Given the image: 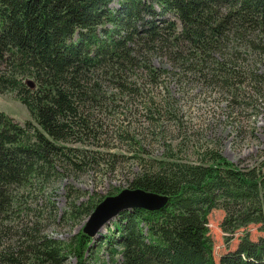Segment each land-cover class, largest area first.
I'll return each mask as SVG.
<instances>
[{
    "label": "trees",
    "instance_id": "1",
    "mask_svg": "<svg viewBox=\"0 0 264 264\" xmlns=\"http://www.w3.org/2000/svg\"><path fill=\"white\" fill-rule=\"evenodd\" d=\"M111 2L0 0V93L13 92L31 118L21 125L0 110V226L21 208L19 190L48 179L54 163L80 169L88 162L70 144L90 135L86 110L111 99L103 84L123 91L138 70L157 83L172 70L153 66L157 55L234 89L245 79L230 59L234 49L264 42V0H118L116 8ZM246 76L264 81L263 71ZM128 187L169 201L153 211L120 212L114 229L97 240L82 231L68 242L30 236L27 247L2 251L0 264H61L68 253L76 264L88 258L96 264L101 249L121 264H264V237L241 232L264 225L263 164L240 167L217 147L194 161L168 149ZM100 200H89L80 213L89 214ZM213 209L224 213L225 245L241 232L217 263L207 227Z\"/></svg>",
    "mask_w": 264,
    "mask_h": 264
},
{
    "label": "rangeland",
    "instance_id": "2",
    "mask_svg": "<svg viewBox=\"0 0 264 264\" xmlns=\"http://www.w3.org/2000/svg\"><path fill=\"white\" fill-rule=\"evenodd\" d=\"M109 6L118 7V0ZM255 41L254 49L245 52L237 47L230 56L245 77L234 89H225L222 81H210L191 70H179L157 55L151 60L153 66L172 69L157 83L138 70L130 78L135 84L128 89L103 84L111 99L98 109L86 110L90 135H84L81 143L70 144L88 162L80 169L56 162L48 179L19 190L23 204L0 226V253L27 247L30 236L68 242L82 231L93 211L80 213L83 204L129 188L130 180L168 149L181 159L194 161L205 148L217 147L240 167L264 165V81L253 82L246 76L249 70L264 72V42ZM0 110L21 125L31 119L13 92L0 93ZM118 215L92 238L97 240L114 229ZM223 215L221 209L207 215L216 263L235 247L241 232H249L252 240L264 237V225L250 224L225 245L219 227ZM98 257L96 264H121L120 257L112 263L105 249ZM87 262L95 264L92 258ZM61 264H76V258L68 253Z\"/></svg>",
    "mask_w": 264,
    "mask_h": 264
},
{
    "label": "water",
    "instance_id": "3",
    "mask_svg": "<svg viewBox=\"0 0 264 264\" xmlns=\"http://www.w3.org/2000/svg\"><path fill=\"white\" fill-rule=\"evenodd\" d=\"M28 83L31 84L30 81ZM167 200L168 197L164 195L146 192L141 189H122L115 195L104 197L95 206L82 232L89 237H94L97 231L103 227V224L119 211L131 207L153 211L163 207Z\"/></svg>",
    "mask_w": 264,
    "mask_h": 264
},
{
    "label": "bare ground",
    "instance_id": "4",
    "mask_svg": "<svg viewBox=\"0 0 264 264\" xmlns=\"http://www.w3.org/2000/svg\"><path fill=\"white\" fill-rule=\"evenodd\" d=\"M125 189H132V188H125ZM133 189H140V188H133ZM141 190H143V189H141ZM144 191H146V190H144ZM146 192H151V191H146ZM151 193H155V192H151ZM155 194H159V193H155ZM114 195H115V194H114ZM161 195H164V196L168 197L167 202L169 201V196H168V195H165V194H161ZM101 201H102V200H101ZM167 202H166V203H167ZM94 208H95V207H94ZM132 208H138V207L125 208V209L119 211L117 214H119L120 212H122V211H124V210H126V209H132ZM93 210H94V209H93ZM92 212H93V211H92ZM92 212H91L90 215L88 216L86 223H88V220H89V218H90ZM117 214H116V215H117ZM116 215H114V216H116ZM114 216H113V217H114ZM113 217H111V218H113ZM111 218H109V219H111ZM109 219H108V220H109ZM91 220H92V219H91ZM91 220H90V221H91ZM108 220H107V221H108ZM107 221H106V222H107ZM106 222H105V223H106ZM86 223H85V224H86ZM89 223H90V222H89ZM105 223L103 224V226L105 225ZM84 226H85V225H84ZM102 228H103V227H102ZM102 228H101L100 230H98V231H101ZM98 231H97V232H98ZM96 234H97V233H96Z\"/></svg>",
    "mask_w": 264,
    "mask_h": 264
}]
</instances>
